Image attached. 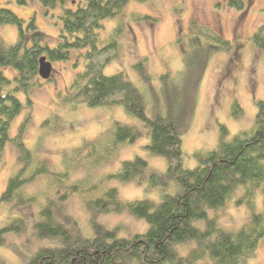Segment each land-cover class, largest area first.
<instances>
[{
	"label": "trees",
	"instance_id": "trees-1",
	"mask_svg": "<svg viewBox=\"0 0 264 264\" xmlns=\"http://www.w3.org/2000/svg\"><path fill=\"white\" fill-rule=\"evenodd\" d=\"M247 1L225 0L229 8L240 12L246 9ZM15 2L18 5L39 2L45 13L57 12L60 28L55 43L50 46L37 29L34 17L25 23L6 6L0 7V27L17 26V39L13 43L6 44L0 34V161L6 143L11 142L17 151L18 166L7 179L0 203L9 205L10 213L37 204L30 224L24 216L15 215L0 226V246L7 245L9 233L21 234L30 229L29 236L38 245L24 264H248L259 239L264 236V213L252 210L247 221L237 229L224 228L219 214L235 198L239 188H245L251 207L256 190L262 188L264 193V102L255 101L257 111L249 129L227 138L228 131L220 124L216 146L207 151H195V167L187 168L182 163L181 134L194 107L204 66L210 54L232 52L231 41L209 28L205 34L207 41L199 43L196 36L189 52L182 56L184 69L179 80H170L167 72L159 76L161 93L159 87H153L154 80L143 59L132 68L139 84L147 89L121 71L110 75L103 72L105 65L118 55L119 38L128 22L123 9L129 0ZM130 17L156 20L136 13ZM107 21L114 23L104 35ZM262 29L258 28L252 39L258 49L264 50ZM71 52H77L83 67L69 84L68 100H83L89 107L121 106L141 122V127L113 121L110 141L88 153L81 151L86 144L73 148L69 163L64 161L63 168L55 171L47 158L34 152L37 145L32 150L23 141L31 120L32 102L28 96L42 81L38 75L39 58L44 56L50 62H62L70 59ZM5 66L15 71L11 79L2 72ZM157 91L163 96V109L154 108L148 114L147 106L152 102L147 94L156 96ZM177 91L182 92L176 97ZM16 92L27 96L29 109L17 133L10 137V123L23 107ZM241 113L234 101L232 115L239 119ZM47 122L44 120L42 125ZM142 135L148 138L145 149L165 160V170L158 171L145 159L135 156L121 161L119 169L106 177L120 183H133L156 194L123 200L117 189L110 187L101 196H82L83 208L89 215L90 235L81 232L73 220L69 224L62 220L67 216L62 204L70 194L83 192L85 178L71 179L78 160L98 163L111 156L118 144L133 142ZM99 137L92 142L98 143L103 135ZM43 176L47 179L46 187L28 193L25 187ZM108 213H128L144 220L146 229L121 236L118 227L110 228L97 221L98 215Z\"/></svg>",
	"mask_w": 264,
	"mask_h": 264
},
{
	"label": "rangeland",
	"instance_id": "rangeland-1",
	"mask_svg": "<svg viewBox=\"0 0 264 264\" xmlns=\"http://www.w3.org/2000/svg\"><path fill=\"white\" fill-rule=\"evenodd\" d=\"M5 6L25 23L31 16L34 17L37 29L44 34L48 44L51 46L55 43L60 28L57 12L48 10L45 13L39 2L18 5L15 0H0V7ZM123 11L128 22L119 38L118 55L105 65L103 72L110 75L121 71L139 84V78L132 66L143 59L154 80L153 87H159L161 93L163 92L160 89L159 76L167 72L170 80H179L184 69L182 56L189 52L196 36L199 43L207 41L205 34L209 28L232 43V52L212 53L204 66L194 107L181 134L184 167L193 168L197 165L193 157L195 151H207L216 146L220 124L226 127L227 138L253 125L257 111L255 101L264 102V50L258 49L252 39L253 33L260 27H263L264 37V0H248L243 12L229 8L225 0H129ZM132 13L148 15L156 20H133L130 17ZM113 23L114 21H107L106 25L104 24V35L108 34ZM0 34L6 44L13 43L17 39V26L2 25ZM101 39L104 40V37ZM51 63L50 80L40 81L29 93L28 98L32 102L31 120L23 141L32 150L37 145L34 152L47 158L55 171L63 168L64 161L69 163L73 148H82V144H86L87 147L81 151L88 153L93 149L98 150V147L110 141L113 121L141 127V122L128 115L121 106L89 107L83 100H68L69 84L75 73L83 67V60L78 58L77 52H71L67 61ZM2 72L10 79L15 75L10 66L3 67ZM139 85L147 89L144 85ZM181 92L177 91L176 97ZM14 94L23 107L20 114L10 123V137L17 133L18 126L29 109L27 96L19 92ZM151 96L147 94V98L152 102L149 104L147 101L148 114H151L149 111L154 108L163 109L162 94L157 91L156 96ZM234 101H237L242 111L239 119L232 115ZM179 106H183L181 101ZM53 116L55 117L52 118ZM44 120L48 122L43 126ZM100 134L103 138L98 143L92 142ZM147 143V136L142 135L133 142L118 144L111 156L98 163L85 161L83 158V162L78 160L71 172V179L85 178L83 192L72 193L65 200L62 207L67 216L62 217V220L67 224L73 220L81 232L90 235L89 215L83 208L82 196H101L106 189L115 187L123 200L153 197L155 191H146L133 183H120L114 178L106 177L119 169L121 161L135 156L145 159L158 171H164L165 160L150 154L144 147ZM16 157V148L11 142H7L0 161V194L8 177L17 170ZM87 163L90 164L86 167ZM46 185L47 179L43 176L27 185L25 189L28 193H35ZM234 196L219 214L220 223L224 228H239L247 221L252 210L264 213L262 188L254 193L252 207L248 204L244 187L239 188ZM239 200L240 202H237ZM8 206L4 202L0 203V226L15 215L24 216L28 224L34 220L37 204L15 209L11 213ZM98 216L97 221L104 225L110 228L118 227L121 236L146 229L144 220L128 213ZM29 230L21 234L9 233L6 236L7 245L0 246V264H24L38 245L30 238ZM248 264H264V236L259 239L255 254Z\"/></svg>",
	"mask_w": 264,
	"mask_h": 264
},
{
	"label": "water",
	"instance_id": "water-1",
	"mask_svg": "<svg viewBox=\"0 0 264 264\" xmlns=\"http://www.w3.org/2000/svg\"><path fill=\"white\" fill-rule=\"evenodd\" d=\"M52 73V63L46 59V57L41 56L38 61V75L42 80H47L50 78Z\"/></svg>",
	"mask_w": 264,
	"mask_h": 264
}]
</instances>
